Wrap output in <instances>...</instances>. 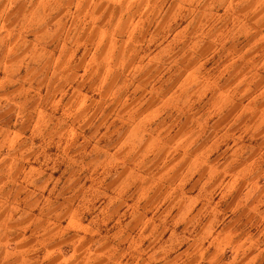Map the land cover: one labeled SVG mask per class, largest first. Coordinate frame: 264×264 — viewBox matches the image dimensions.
I'll return each mask as SVG.
<instances>
[{"label": "rangeland", "instance_id": "rangeland-1", "mask_svg": "<svg viewBox=\"0 0 264 264\" xmlns=\"http://www.w3.org/2000/svg\"><path fill=\"white\" fill-rule=\"evenodd\" d=\"M18 1L27 3L22 20ZM36 20L45 22L30 29ZM7 31L16 34L0 42V64L17 52L10 61L18 60L19 82H3L0 65V86L8 84L0 114L9 111L2 95L23 85L21 99H41L52 114L50 129L80 132L107 157L119 148L132 162L92 186L88 218L104 230L90 241L91 257L264 264V0H1L0 35ZM15 115L7 114L11 129ZM68 148L42 158L52 167L57 156L69 160ZM121 170L134 174V186L117 184ZM124 192L140 195V229L142 216H153V234H134L136 248L110 241L122 223L118 205L131 203L116 200ZM98 198L105 208L96 218Z\"/></svg>", "mask_w": 264, "mask_h": 264}, {"label": "crops", "instance_id": "crops-1", "mask_svg": "<svg viewBox=\"0 0 264 264\" xmlns=\"http://www.w3.org/2000/svg\"><path fill=\"white\" fill-rule=\"evenodd\" d=\"M16 3L13 2L9 8ZM16 5L17 11L14 14L22 20L27 3L18 1ZM44 7L48 8L46 4ZM36 14L33 16L37 18ZM37 21L30 29L45 22ZM24 22L27 25L26 21L19 23ZM6 24L17 25L18 21L11 20L7 23L5 20L3 25ZM15 34L16 32L7 31L0 35V42L3 44L6 40H11ZM21 36L20 33L18 38ZM35 36L37 38L39 34ZM16 53L8 52L3 56L0 64L6 72L3 82H19L12 80L13 66L18 60L10 61ZM7 67L9 72L6 71ZM6 85L8 84L1 85L0 89H5ZM24 88L25 86L19 84L1 98L5 101L3 107L8 106L9 111L0 114V119L7 121L4 127L0 126V154L4 156L0 159V264H91L96 259L95 264H106V261L91 257L89 252L94 234L103 238L101 233L104 230V226H94V220L88 218L91 210L90 191L92 186L101 188L107 176L113 173V169H131L130 164L126 163L132 162L119 158V148H115L113 153L109 152L111 157H107L108 151L104 147L92 145L80 132L50 129L46 122L51 119L52 114L40 107L41 99H21L20 91ZM12 109L16 112L14 124H19L17 129L10 128L13 118L7 119V114ZM56 137L59 140L52 144V139ZM67 147L69 160L61 161L58 157L59 151ZM54 152L58 155V161L53 160L52 167H49L42 154ZM108 167L111 169L110 173L107 172ZM118 175L120 177L117 184L122 189L134 186V174L121 170ZM75 185L79 186L77 192ZM125 194L127 192L121 193L116 200L130 199L131 203L118 205L116 213L120 211L119 218L122 223L114 226L115 239L110 241L116 245L132 242L136 248L138 240L135 238L138 232L151 231L153 234V216H142L146 218V223H141L143 228L140 229L139 222L133 220L140 195L126 198ZM148 194L149 191L146 195ZM104 201L98 198L94 217L102 216L100 213L104 212ZM127 217L129 218L126 219ZM99 221L104 223V218ZM107 240L105 237L101 243L103 247ZM97 254L101 256V251L98 250Z\"/></svg>", "mask_w": 264, "mask_h": 264}]
</instances>
